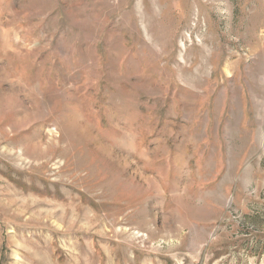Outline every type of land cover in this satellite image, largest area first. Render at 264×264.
I'll list each match as a JSON object with an SVG mask.
<instances>
[{
	"label": "rangeland",
	"instance_id": "rangeland-1",
	"mask_svg": "<svg viewBox=\"0 0 264 264\" xmlns=\"http://www.w3.org/2000/svg\"><path fill=\"white\" fill-rule=\"evenodd\" d=\"M0 264H264V0H0Z\"/></svg>",
	"mask_w": 264,
	"mask_h": 264
}]
</instances>
